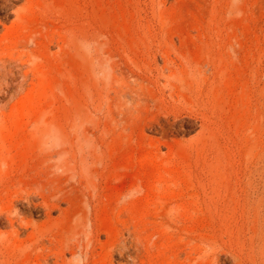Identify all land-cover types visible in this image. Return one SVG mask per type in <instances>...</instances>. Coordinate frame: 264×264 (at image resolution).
<instances>
[{"label":"rangeland","instance_id":"obj_1","mask_svg":"<svg viewBox=\"0 0 264 264\" xmlns=\"http://www.w3.org/2000/svg\"><path fill=\"white\" fill-rule=\"evenodd\" d=\"M0 264H264V0H0Z\"/></svg>","mask_w":264,"mask_h":264}]
</instances>
